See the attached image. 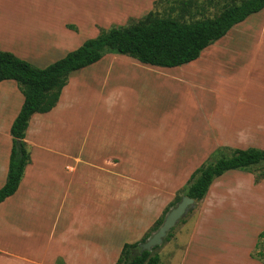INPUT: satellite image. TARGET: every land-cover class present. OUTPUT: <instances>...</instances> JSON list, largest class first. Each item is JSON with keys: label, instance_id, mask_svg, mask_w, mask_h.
<instances>
[{"label": "crops", "instance_id": "crops-1", "mask_svg": "<svg viewBox=\"0 0 264 264\" xmlns=\"http://www.w3.org/2000/svg\"><path fill=\"white\" fill-rule=\"evenodd\" d=\"M143 2L126 0L119 6L111 1L109 12L123 14L136 7L140 12L125 16H138L153 5L149 0L147 10L141 9ZM55 16L39 18L31 27L16 26L15 38L0 45L45 67L91 35L81 33L83 17ZM194 90L264 91V8L180 66L161 67L109 52L71 72L57 105L29 121L25 141L31 162L16 192L0 203V264H115L126 239L142 238L175 198L177 185H164L177 173L178 155L164 157L165 178H153L148 191L141 184V168L156 158L152 144L164 133L165 125L156 120L179 112L182 92ZM23 102L15 80L0 81V188L9 170L11 127ZM197 102L196 109L205 108L202 99ZM258 112L264 119V110ZM206 142L196 136L197 154ZM257 188L264 191V179ZM243 259L231 263L264 264L246 253Z\"/></svg>", "mask_w": 264, "mask_h": 264}, {"label": "rangeland", "instance_id": "rangeland-1", "mask_svg": "<svg viewBox=\"0 0 264 264\" xmlns=\"http://www.w3.org/2000/svg\"><path fill=\"white\" fill-rule=\"evenodd\" d=\"M111 1L121 6L126 0H0V42L13 40L14 29L19 30L16 26L31 27L40 23L39 18H57L56 13L83 17L82 35L91 34L90 36L95 37L101 29L133 24L143 19L151 10L159 15H166L169 10L168 3L156 4V0H152L153 5L147 13L141 11L138 16L127 18L126 14H135L140 10L133 7L123 14L111 15ZM141 1H144L141 9L147 10L149 0ZM216 13L217 8L211 6L203 16H213ZM95 24L97 25L94 26ZM70 25H74L75 28L72 29H76L75 24ZM20 43L24 44L25 41L21 39ZM4 48L5 44H1L0 49L6 50ZM194 91V94L191 91L182 92L178 98L181 103L179 112L172 111L167 118L156 120L157 124L165 125L164 133L158 134L156 143L152 144L151 155L156 154V158L152 157L148 161L149 168H141L144 191H148L153 185V178L157 181L165 178V165L162 162L164 157L166 160L171 155H178L180 158V164L174 170L177 173H173L176 180L172 177L164 185L171 188L177 185L173 189L175 192L187 184L197 168L221 154L230 155L235 148H264V119L258 118L262 115L258 111L264 110V91H219L220 94L218 91ZM198 97L204 101V109H196ZM248 115H253V118L248 119ZM156 131L161 132L162 129ZM198 135L212 142H206L201 154H197L196 150L200 145L194 144ZM200 157L202 158L199 159ZM158 158L161 159L160 162H157ZM184 160L188 164H184ZM188 168H191L190 172H187ZM262 175L264 165L252 170H229L218 177L205 198L196 201L187 216L170 230L163 243L155 250L160 254L159 264H234L231 260H244V253L264 263L261 253L259 254L264 251V239L259 237L264 232V191L260 193L257 188L264 179ZM257 177H260L259 181ZM178 191L176 195H180ZM147 198L148 196L143 198L144 204ZM172 207L174 206H169L168 209ZM144 226L142 224V228ZM149 232L152 234L155 229L151 228ZM139 235H135V238ZM135 238H127L126 242L141 240V237ZM237 240L238 244L235 245ZM56 264L64 263L58 260Z\"/></svg>", "mask_w": 264, "mask_h": 264}, {"label": "trees", "instance_id": "trees-1", "mask_svg": "<svg viewBox=\"0 0 264 264\" xmlns=\"http://www.w3.org/2000/svg\"><path fill=\"white\" fill-rule=\"evenodd\" d=\"M159 2L168 3V14L159 15L151 10L133 24L101 29L97 36L86 39L79 47L43 68L0 49V81L15 80L24 95L21 110L11 127L13 147L7 179L0 188V203L16 192L31 162L25 137L32 115L49 112L57 105L71 72L99 61L109 52L161 67L180 66L196 60L206 47L226 35L234 25L264 8V0L155 1ZM211 6L217 8V13L203 16ZM262 165L264 148H235L230 155L221 154L197 168L169 206H175L183 195L202 200L214 181L229 170H252ZM168 207L151 227L155 231L163 223ZM150 235L148 231L141 240L126 242L115 264H159L160 254L155 252L159 246L142 253L133 252L138 243ZM259 237L264 239V232ZM260 253L264 261V251Z\"/></svg>", "mask_w": 264, "mask_h": 264}, {"label": "water", "instance_id": "water-1", "mask_svg": "<svg viewBox=\"0 0 264 264\" xmlns=\"http://www.w3.org/2000/svg\"><path fill=\"white\" fill-rule=\"evenodd\" d=\"M196 200L190 196L183 195L181 200L172 207L165 215L163 223L145 241L139 242L133 252L142 253L160 246L170 230L184 219L195 206Z\"/></svg>", "mask_w": 264, "mask_h": 264}]
</instances>
